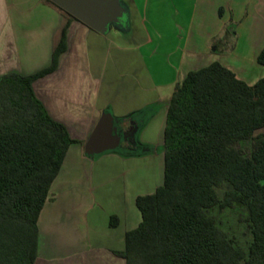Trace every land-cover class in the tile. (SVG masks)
Returning a JSON list of instances; mask_svg holds the SVG:
<instances>
[{"label": "crops", "instance_id": "0c3cea01", "mask_svg": "<svg viewBox=\"0 0 264 264\" xmlns=\"http://www.w3.org/2000/svg\"><path fill=\"white\" fill-rule=\"evenodd\" d=\"M119 2L123 19L102 33L51 0H0V77L49 68L66 29L56 70L33 85L73 140L39 216L35 264H127L119 253L142 222L138 199L164 184L168 106L176 85L215 62L249 85L264 77L257 61L264 48V0ZM143 110L135 121H120ZM104 114L118 120L121 146L88 155L85 146ZM137 144L154 151L121 153Z\"/></svg>", "mask_w": 264, "mask_h": 264}, {"label": "trees", "instance_id": "16d2710c", "mask_svg": "<svg viewBox=\"0 0 264 264\" xmlns=\"http://www.w3.org/2000/svg\"><path fill=\"white\" fill-rule=\"evenodd\" d=\"M65 33L49 68L0 77V264H35L39 216L73 143L33 87L56 70ZM257 61L264 66V48ZM263 128L264 77L249 85L215 62L178 83L168 106L164 184L138 199L142 222L119 253L127 264H264V135H256ZM246 142L252 144L248 154L240 147ZM153 151L137 144L121 153ZM236 204L248 212V251L206 214Z\"/></svg>", "mask_w": 264, "mask_h": 264}, {"label": "water", "instance_id": "95a60500", "mask_svg": "<svg viewBox=\"0 0 264 264\" xmlns=\"http://www.w3.org/2000/svg\"><path fill=\"white\" fill-rule=\"evenodd\" d=\"M79 21L99 32H106L112 23L123 19L125 10L119 0H51ZM118 120L104 114L85 146L88 155L94 156L121 146L122 131Z\"/></svg>", "mask_w": 264, "mask_h": 264}, {"label": "rangeland", "instance_id": "374dc122", "mask_svg": "<svg viewBox=\"0 0 264 264\" xmlns=\"http://www.w3.org/2000/svg\"><path fill=\"white\" fill-rule=\"evenodd\" d=\"M256 135H258V132ZM240 147L247 154L252 150V144L250 142L243 143ZM226 190L227 187L219 190L221 199ZM206 214L216 219L219 227L229 235V238L235 246L248 251L253 236L246 208L236 204L231 208L222 210L217 206L207 210Z\"/></svg>", "mask_w": 264, "mask_h": 264}]
</instances>
